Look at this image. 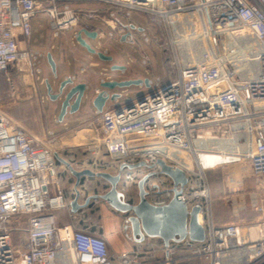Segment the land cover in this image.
<instances>
[{"label":"built area","instance_id":"1","mask_svg":"<svg viewBox=\"0 0 264 264\" xmlns=\"http://www.w3.org/2000/svg\"><path fill=\"white\" fill-rule=\"evenodd\" d=\"M73 2L125 6L157 15L165 23L171 14L181 20L188 13L200 22L197 33L182 35L190 60L178 69L177 78L145 95L142 103L121 106L120 113H97L87 123L92 143L101 146L117 167L123 162L154 164L161 158L183 170L189 193L181 198L189 207L200 208V224L205 215L202 202L209 200L204 180L209 166L248 160L264 198V0H0V72L8 81L13 65L30 58L21 45L31 35L32 19L39 14L55 32L76 28L78 17L66 6ZM258 50V77L253 78L250 53ZM236 59L244 64L235 66ZM243 70H248L247 78L239 80L237 74ZM11 119L0 108V264H57L60 253L68 264H176L178 251L207 264H225V258L229 264H264V221L249 228L256 235L248 239L241 238L237 225L217 227L209 220L203 242L185 239L156 247L144 240L143 246L120 255L110 252L104 236L57 226L55 214L67 208V202L54 149L43 147ZM233 119L243 120L239 131L249 135L247 152L217 154L220 161L202 164V158L213 154L194 148L198 128L213 124L215 132L225 134L231 129L220 124ZM74 134L68 130L51 142L62 143ZM182 154L189 159L183 165L171 160ZM141 175L138 170L121 173L117 188L128 202L137 200ZM171 188L163 179L148 181L149 203L165 206ZM10 218L25 219L23 238L14 241Z\"/></svg>","mask_w":264,"mask_h":264},{"label":"crops","instance_id":"2","mask_svg":"<svg viewBox=\"0 0 264 264\" xmlns=\"http://www.w3.org/2000/svg\"><path fill=\"white\" fill-rule=\"evenodd\" d=\"M66 6L71 8L78 17L79 23L77 27L64 32L52 31V33L41 34L39 27L44 24L45 18H33L31 21V35L21 45L23 50L30 52V58L16 62L9 71V81L6 79L10 87L12 84L14 85L15 93L19 91V87L16 88L15 86L16 84L22 83L25 79L29 81L32 77H34V86L36 85L38 89L45 90L44 97L28 99L26 102L18 98L17 95L16 102L18 103H15L16 108H20V105H25L28 107L26 111L32 112L33 116L40 118L42 116L45 126L43 128H34L30 124H25L23 121L25 114L19 110L14 114L6 113L39 140L48 144L49 147L54 149V153L57 154V156H54L57 166V178L65 193L67 208L56 212V225L59 227L68 226L76 230H86L98 236L110 235L109 238H106V242L113 255L129 253L136 245L143 246L144 244H136L125 237L121 229L124 215L116 213L105 201L100 198H93L85 208L77 213L70 212L69 202L74 198L75 179L68 172L63 162H67L75 170L90 169L98 172L95 168L103 165L107 169V157L105 156L101 161L96 158L98 160L94 166L88 164L89 156L92 158L98 157L100 153L104 154V150L101 146L95 145L94 149L91 147L93 152L85 155V152L90 149L88 146L92 140L87 132L83 134L85 135L83 137L80 134L83 133L81 128L89 122L88 120H90L92 114L96 115L98 113L92 105V100L96 93L105 91L109 94L117 93L120 95L118 98L107 101L103 110H110L115 105H120L119 107L126 106L128 102L134 103L139 97H144L156 88L164 86L177 78L178 69L189 64L188 48L185 45L189 60L182 66L176 54V42L173 39L168 18L167 23H165L159 16L142 10L130 9L120 5L110 6L100 2H73L66 4ZM189 17H192V15H189ZM149 19L155 20L160 26L163 25L164 32L166 30L165 33L169 38L170 48H167L166 55L168 59L166 64L161 65V74L154 73V75H150L146 72L149 70L147 66L139 67L136 65L131 68L124 66V69L120 71L111 70L112 64L123 65L119 62L116 63L114 56L106 50V45L110 43L106 38L110 40V37H113L122 45L135 43L140 31L155 30V32H158L157 26ZM177 21L181 25V39L184 32L189 34L197 33L194 32V25H190L191 30L189 29L184 16L181 20L177 18ZM90 24H93V26ZM82 28L96 32V36L93 39L85 36L83 38L95 51L111 56V63L99 60L95 54L87 52L80 46L76 41V35ZM52 37L53 40L56 39L54 43L51 41ZM180 41L182 42V40ZM42 42L43 44L40 45ZM150 44L154 48L153 43ZM48 54L54 62V72H52L47 62L46 56ZM139 69L144 72L143 75H132L130 73ZM67 79L72 81L68 88L75 84H84L86 91L81 99L79 108L72 113L67 110L60 120L58 116L63 96L52 99L48 95L47 85L50 86V93L55 95L58 93L61 82ZM130 79L146 80L147 83H141L129 88H114L112 90L100 87L104 82ZM0 108H2L1 105ZM14 111L12 110V112ZM220 125L228 127L231 131L225 134H218V132H215L216 127L213 124L203 125L197 130L198 137L193 144L194 148L213 155L221 153L224 155L245 154L249 135L244 131H239V128L243 125V120L233 119ZM71 129L75 130L74 136L62 139V143L51 142L52 138ZM255 136L253 134L251 137L254 138ZM49 138L50 141H47ZM114 165L115 169L110 174H116L118 171L117 165ZM138 171L140 174L143 173L142 170ZM157 179L165 181L163 176H157L153 180L156 181ZM204 180L209 200L207 203L202 202L205 211V215L201 220L202 225L206 227L209 220L217 227L237 225L242 239L255 236L256 230H249V228L260 221H264V198L258 191L251 163L244 159L239 162H226L209 166L204 171ZM97 182L102 186L97 187ZM47 189L49 192H53L50 184ZM77 189L80 192L78 203L82 204L87 197L106 192L109 189V185L98 178L86 179ZM184 193L188 194L189 188H185ZM258 208H262L263 211H259ZM100 224H105L108 227L107 231H100ZM149 240L156 247L163 245L162 241L157 238H146L144 242H149ZM228 262L227 258H225L224 263L229 264ZM114 263H117V261L114 260Z\"/></svg>","mask_w":264,"mask_h":264},{"label":"water","instance_id":"3","mask_svg":"<svg viewBox=\"0 0 264 264\" xmlns=\"http://www.w3.org/2000/svg\"><path fill=\"white\" fill-rule=\"evenodd\" d=\"M83 36L87 38H95L96 32L88 31L87 29H80L76 35V41L87 52L95 54L101 61L111 63L112 57L105 55L101 52L95 51L84 40ZM47 62L52 70L55 71V65L48 54ZM124 66L112 64L111 70L120 71ZM72 81L67 79L59 85L58 93L53 95L50 93V86L47 85L48 95L52 99H56L59 96H63L61 108L58 118L61 120L69 112H75L80 105L81 99L86 91L84 84H75L68 88ZM141 83L146 84V80L130 79L121 81H109L100 85L101 88L106 90H112L114 88H129L131 86H137ZM120 95L117 93L109 94L105 91H99L96 93L92 100V105L98 113L103 111V107L107 101H111L118 98ZM144 97L137 99L138 103H142ZM132 102H128L126 107L131 108ZM116 112L120 113V107L116 108ZM11 119V118H10ZM12 120V119H11ZM19 127L28 132L32 138L40 143L46 149L50 147L43 141L39 140L17 122L12 120ZM54 156H57L54 153ZM68 172L75 179V192L74 198L69 202L70 212L77 213L79 210L85 208L91 199L100 198L105 201L116 213L123 214L122 232L127 239L134 243H142L146 238L160 239L163 245L166 247L169 243H179L185 239H189L194 242H203L206 238V229L200 224L198 215L200 214V208L197 206L189 207L186 202L181 198L184 194L185 188L189 183V178L186 173L178 167L167 164L161 158L156 159L154 164H146L144 161H138L130 164L123 162L118 166L116 174H110L107 172H95L90 169L75 170L67 162H63ZM142 170L143 173L136 183L137 186V200L135 202H126L123 199V195L118 191L117 185L121 178L123 171ZM141 171V172H142ZM145 172V173H144ZM157 176L167 177L172 185L170 189L172 196L169 202L163 207H155L148 201L149 192L145 189V185L148 181ZM101 179L108 183L109 189L100 195H94L87 197L82 204L78 203L80 192L77 187L81 186L86 179ZM153 188H158L155 184ZM163 191H158V194H162Z\"/></svg>","mask_w":264,"mask_h":264},{"label":"rangeland","instance_id":"4","mask_svg":"<svg viewBox=\"0 0 264 264\" xmlns=\"http://www.w3.org/2000/svg\"><path fill=\"white\" fill-rule=\"evenodd\" d=\"M91 15L92 14H90V16ZM189 15H188V13H185V15H184L186 25L189 27V29H190V25H194V27H195L194 32H198L200 30L199 18L197 17V15H194V16L192 15V17H189ZM91 17L94 18L93 15ZM34 18H42V17L39 16V14H37ZM149 21L154 22V24L158 28V32H155V30H153V31L148 30L146 32L140 31L139 35H137V38L135 39L136 40L135 43H128V44H124V45L120 44V42L115 40V38H113V37L112 38L110 37L111 41L108 38H106L107 41L110 42L109 44L106 45V50L114 56V58L116 59L115 60L116 63L119 62L127 68H131V67H133V65H136L139 67L140 66H142V67L147 66L149 68V70L146 72L149 73L150 75H154V73L155 74H158V73L161 74V70H160L161 65L166 64L167 59H168L166 57V55H167V48H170V44L168 43L169 38H168L167 34L165 33L166 30L164 32V28H163L164 26L163 25L160 26V24L156 23V21L153 19H151V20L149 19ZM168 21H169V25H170V29L172 32L173 39L176 42V48H175L176 54H177V57H178L181 65L183 66L184 63L187 62L189 59H188V54L186 52L185 44L180 41L181 40V32H180V26L181 25L177 21V17L174 14H171L168 16ZM90 25L93 26V24H90ZM39 30H40V32H42L41 34H47L50 32L52 33V30L49 29L48 22L46 19H45L44 24L39 27ZM40 40H42V38H40ZM51 41L54 43L56 41V39L53 40V37H52ZM52 42H51V44H52ZM150 43H153V46L156 50L152 47V45ZM42 44H43V42L40 43V45H42ZM260 52L261 51L258 50L255 53H250V57L252 58L251 67H252V71H253V78L258 77V69H257L258 59H257V57H259ZM233 63L235 66H242L244 64V61L242 59H236L233 61ZM130 73L132 75H143L144 74V72L141 69L136 70V71H131ZM247 73H248V70H243L237 74V78L239 80L245 79V78H247ZM3 76L0 74V105L3 108V110L5 112H10L13 114L19 110L25 114L23 116V119H24L23 121L25 122V124L26 123L30 124L34 128H37V127L43 128L45 126V121H44L42 116H41V118L33 116L32 112L26 111V110H28V107L25 105L21 106L19 104L20 108H16L15 103H18V102H16V96L17 95H18V98H20L21 100H24V102H26V101H28V99H32V98L40 99V97H44L45 90L44 89H38V86H36V85L34 86V77H32V79L29 81H28V79H25V80H23L24 83L22 82V83H18V85L16 84L15 86H16V88L19 87V91H18V93H15L14 92V85L12 84L10 87L9 83L6 81V77L5 76L3 77ZM119 106L120 105H115L110 110H116V108H118ZM13 108H15V109H13ZM12 110H15V111L12 112ZM94 115L95 114H92L91 118ZM91 118H90V120H91ZM90 120H88V121H90ZM84 125L85 126H83V127L81 126L82 127L81 129H83V131H82L83 133H80L82 135V137L85 136L83 134H85L87 129H88L87 123ZM84 139H85V137H84ZM47 141H50V138L47 139ZM91 142H90V145L88 146V147H90V149H88V151L85 152V154L89 155V153L93 152V149H94L93 147L95 145ZM102 157H103V153H100V155H98V157H94V158H92L90 156L89 158L90 159L92 158L94 161L89 160L88 162L94 166V164L97 163V160L102 159ZM96 158H98V159H96ZM7 224L9 227H12L14 229V231H13L14 241L18 240L21 237L23 238V236L25 235V231H24L25 230V219L24 218H13V219L10 218L8 220ZM100 226H101L99 228L100 231H107L108 227H106L105 224H100ZM57 264H68L67 263V256L66 255L63 256V254L60 253V255L58 256V259H57Z\"/></svg>","mask_w":264,"mask_h":264},{"label":"trees","instance_id":"5","mask_svg":"<svg viewBox=\"0 0 264 264\" xmlns=\"http://www.w3.org/2000/svg\"><path fill=\"white\" fill-rule=\"evenodd\" d=\"M169 55V54H168ZM0 74L3 76V73L2 72H0ZM4 77V76H3ZM86 155V154H85ZM107 157V154L105 153V151H104V154H103V157ZM90 157V156H89ZM88 157V161L90 160V161H92L93 159L91 158H89ZM103 157H102V159H103ZM102 159H100V160H98V161H101ZM107 159V169L105 168V167H101V166H97L95 169L98 171V172H107V173H111V171H113L114 169H115V163L113 162V161H111L108 157L106 158ZM88 164H90L89 162H88ZM91 165V164H90ZM109 167V168H108ZM109 169V170H108ZM164 178H165V181L167 182V183H170V181L168 180V178L167 177H165V176H163ZM154 179V178H153ZM152 179V180H153ZM103 181V180H102ZM96 186L97 187H100V186H102V185H100L98 182L96 183ZM117 189H119V186H118V188ZM123 199H124V201H126V202H128V199L126 198V197H123ZM177 259H178V261H177V263L176 264H207L206 262H203V261H201V260H194V259H191V258H189V257H187V254L184 252V251H178V256H177ZM185 261V262H184Z\"/></svg>","mask_w":264,"mask_h":264},{"label":"bare ground","instance_id":"6","mask_svg":"<svg viewBox=\"0 0 264 264\" xmlns=\"http://www.w3.org/2000/svg\"><path fill=\"white\" fill-rule=\"evenodd\" d=\"M173 162L179 164V165H183L185 162H188V157L186 155H177V156H174L172 159H171ZM221 159H219L218 157H216L215 155H210V156H205L204 158L201 159V162L202 164L206 165V164H214L218 161H220ZM254 234V233H253ZM110 235H107L104 236L105 238H109Z\"/></svg>","mask_w":264,"mask_h":264}]
</instances>
